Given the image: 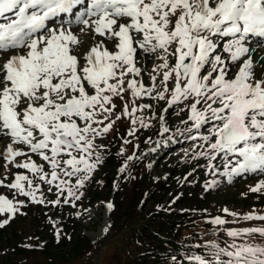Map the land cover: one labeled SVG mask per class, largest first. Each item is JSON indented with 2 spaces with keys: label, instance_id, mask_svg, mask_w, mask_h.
Returning a JSON list of instances; mask_svg holds the SVG:
<instances>
[{
  "label": "snow or ice",
  "instance_id": "snow-or-ice-1",
  "mask_svg": "<svg viewBox=\"0 0 264 264\" xmlns=\"http://www.w3.org/2000/svg\"><path fill=\"white\" fill-rule=\"evenodd\" d=\"M82 4L85 0H0V17L13 16L0 23V141L8 140L0 159L9 173V166L30 173H14L8 183V176L0 179V187L12 193L11 198L0 194V228L22 214L25 202L17 197L75 207L80 189L102 162L104 146L97 140L123 119L149 126L136 115L151 108L137 103L144 98L168 107L188 102L194 128L211 123L208 135L200 137L207 147L195 158L206 157L212 168L219 157V175L229 182L264 172V79L255 77L246 46L249 36L264 37V0H87L74 21L82 26L81 34L93 37L86 49L74 31L47 25ZM141 56L153 59L148 84L138 66ZM135 131L132 127L128 135ZM217 183L210 181L206 190ZM42 184L48 192L55 189L54 200L45 199ZM262 189L264 181L250 190ZM113 207L107 204L109 212ZM222 212L233 217L231 222H264L255 211ZM207 222L229 223L221 216ZM226 234L234 241L227 248L209 242L210 259L196 255L190 260L264 264V246L235 242L254 234L264 237V227ZM56 235L59 239V231Z\"/></svg>",
  "mask_w": 264,
  "mask_h": 264
},
{
  "label": "rangeland",
  "instance_id": "rangeland-1",
  "mask_svg": "<svg viewBox=\"0 0 264 264\" xmlns=\"http://www.w3.org/2000/svg\"><path fill=\"white\" fill-rule=\"evenodd\" d=\"M48 26L51 29L70 28L80 36L82 49H86L93 42L92 35L79 32L82 26L65 27L63 24ZM246 46L253 47L255 44L246 42ZM249 52L255 77L264 79V44L256 45ZM138 59V66L144 70V82L148 84L147 73L151 71L153 59L149 57L145 61L143 56ZM137 103L151 105V108L145 109L142 113H136L137 116H143L149 126L142 127L139 122L133 126L128 119H123L117 121L107 135L97 140V144L104 146L101 149L102 162L92 174L91 180L80 189L83 195L75 201L76 206L61 203L53 207L50 204L31 203L25 197H17L25 202V206L21 209L22 214H17L5 225L6 231L5 227L0 228V251L14 248L18 252L19 247L10 235L21 228V233L19 229L17 230L20 243L24 244L20 248L27 253L26 259L22 260L21 255L19 257L21 261L16 264H91L93 259L95 260L93 264L97 262L138 264L132 262L134 261L132 257L139 252L138 257L145 258L140 260L143 264H194L190 257L201 255L210 259L207 256L208 249L205 247L209 242H215L221 248H227L234 242L227 236V230L264 227L262 221L231 222L233 217L222 212L223 208H228L241 215L253 211L264 215V189L258 192L250 190L257 183L264 181V172L234 176L229 182L224 176L219 175V172L223 171V161L219 157L211 161L212 168L209 167V160L206 157L195 158L197 153L203 152L207 147L200 137L208 135L211 123L202 125L199 129L194 128L193 122L188 121L189 113L186 108L188 102L168 107L165 101L144 98ZM166 108L167 111L164 110ZM161 116L163 121L160 119ZM132 127H135L136 131L134 135H128ZM163 128H167L168 131L164 132ZM125 140L130 143H125ZM7 143V139L0 141V150ZM118 154L121 158L120 164L115 161ZM33 159L39 162L38 157L33 156ZM3 164L4 161L0 159V179L8 176L5 183L10 182L14 178L12 174L17 172L30 175L25 170L11 166L9 173ZM125 164L127 167L121 173L119 169ZM213 172L217 174L213 175ZM212 180H217L218 183L206 190V186ZM156 181H163L167 187L157 188ZM41 188L46 200L56 198L55 189L48 192L46 184H42ZM0 194L9 198L12 195L3 187H0ZM108 196L114 205L111 212L107 209L109 201L104 199ZM138 199L141 200L139 209L145 212L156 209L158 201L165 202L164 214L158 215L149 231H157L163 220L173 222L174 216H169L170 213L180 219L175 225L176 230L171 229L169 234L166 230L165 235L158 234L157 238L153 239L149 236L150 232L141 231V228H137L136 233H133L132 223H128L127 219L123 218L118 222V206L134 204ZM216 216H221L229 223L214 226L207 222ZM38 219L41 221L38 222ZM147 220L148 216L144 221H140L138 226L145 224ZM109 225V231L105 234L103 229ZM66 228L70 231L75 228L80 237L90 240L92 245L96 246L94 250L89 248L90 250L79 258L77 254L74 255L75 251L71 252L72 242H69L67 247L59 249L64 247L60 241L66 239L63 234ZM57 231L60 233L59 239ZM136 235H139V238ZM245 241L252 245L264 246V237L258 234L235 242ZM49 244L50 254L44 251ZM155 246L160 248L157 249ZM15 260L12 259L10 262ZM10 262L8 260L6 263L4 256L0 255V264Z\"/></svg>",
  "mask_w": 264,
  "mask_h": 264
},
{
  "label": "trees",
  "instance_id": "trees-1",
  "mask_svg": "<svg viewBox=\"0 0 264 264\" xmlns=\"http://www.w3.org/2000/svg\"><path fill=\"white\" fill-rule=\"evenodd\" d=\"M120 156L118 154V158L115 159V161H117L119 164L121 163V160H120ZM156 187L159 188V187H163L164 189L167 187L166 184H164L163 181H156ZM105 201H109V203H113L112 201H110V197H104ZM141 203V200L138 199L134 204H131V205H128V206H118V213H117V220L119 222V220L121 219H127L128 220V223H132V231L133 233H136L137 231V228H141L140 230L141 231H146V232H150L149 233V236L151 238H157V235L158 234H163L165 235V231L167 230V234H169V232L172 230H176L175 229V225H177L176 223L180 221L179 217H177V215H173L170 213L169 216H174L172 218V221L173 222H170L169 220H163L159 226H158V229L157 231H149V227L152 226V224L156 221L158 215H162L164 214L163 212H165V210L163 209V205H164V201L161 200V201H158L157 204H156V209H154L153 211H150V212H145V211H141L139 209V206ZM136 205V207H135ZM115 209V208H114ZM137 209V210H136ZM137 211V213H135ZM146 216H148V220L145 224H141L138 226V223H140V221H144V219L146 218ZM38 222L41 221V220H37ZM134 226V227H133ZM42 228V226L40 227ZM20 230V233H21V228H18ZM15 231V233H11L10 237L12 239H14V243L16 244V246H18L19 250L18 252L14 250V248L12 249H7V250H4V251H0V255L1 256H4V260L5 262L7 263V261L9 260H12V259H16L15 261L13 262H10V264H16L18 262H20L21 260L19 259V257L21 255H23V259L22 260H25L26 259V251L23 249V248H20L21 246H23L24 244L23 243H20V237H19V233H17V230ZM4 231H6V227L4 228ZM3 231V232H4ZM178 231V229H177ZM66 237V239H63L60 241L61 245L64 246V247H59L60 248H65L67 247V245L69 244V242H72V245L71 246V252H74L75 251V254L74 255H78L79 258L83 257L86 252H88L91 248L94 250V247L96 246H93L92 245V242L88 239H85V238H82L78 235L76 229L74 228L72 231H70L68 228H66V230L64 231L63 233ZM138 238H139V235H136ZM9 237V238H10ZM10 242V241H8ZM46 245V244H45ZM44 245V246H45ZM43 246V247H44ZM51 244H49L47 246V248H44V251L48 254L49 253V248H50ZM92 246V247H91ZM90 248V249H89ZM98 248V247H97ZM155 248H160V246H155ZM15 252V253H13ZM13 253V254H12ZM10 254L12 256V258H10ZM140 255V252L136 255H134L135 257L132 259H134V261L132 262H135V263H138V264H143L142 259H145V258H139L138 256ZM137 257V258H136ZM139 261V262H137ZM95 262V260L93 259L92 263L93 264ZM22 263V262H21ZM95 264H98L95 263Z\"/></svg>",
  "mask_w": 264,
  "mask_h": 264
},
{
  "label": "bare ground",
  "instance_id": "bare-ground-1",
  "mask_svg": "<svg viewBox=\"0 0 264 264\" xmlns=\"http://www.w3.org/2000/svg\"><path fill=\"white\" fill-rule=\"evenodd\" d=\"M86 4V3H85ZM85 4H82V5H78V6H76V9H77V12H79L80 10H84V8H85ZM76 14L77 13H74L73 11H72V13H71V16L70 17H67L66 16V14L65 13H63V14H59V15H57V16H55V17H52V18H50L49 19V21L47 22V23H55V25H57V24H63L65 27H73V26H75L76 24H75V16H76ZM8 15H10V13L9 14H5V16H8ZM5 16H3V17H0V23H7L8 22V20H4L3 18L5 17ZM68 29H70V28H68ZM71 30V29H70ZM249 38H251V44H255V46L256 45H260V44H264V37H258V36H249L248 38H247V41L248 40H250ZM255 46H248L249 47V49H251V48H254ZM255 50V49H254ZM258 50V49H257ZM255 52V51H254ZM249 55H250V52L248 53ZM256 54V53H255ZM226 55V54H225ZM256 61V60H255ZM259 65V64H258ZM257 65V66H258ZM262 66V65H261ZM258 68H260V67H258ZM261 69V68H260ZM225 177V176H224ZM226 178V180H229L227 177H225ZM234 177H232V179H233ZM222 179V178H221ZM231 179V180H232Z\"/></svg>",
  "mask_w": 264,
  "mask_h": 264
}]
</instances>
